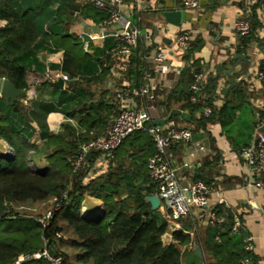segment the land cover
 Wrapping results in <instances>:
<instances>
[{
  "label": "trees",
  "instance_id": "16d2710c",
  "mask_svg": "<svg viewBox=\"0 0 264 264\" xmlns=\"http://www.w3.org/2000/svg\"><path fill=\"white\" fill-rule=\"evenodd\" d=\"M54 3V0L36 1L26 13L21 14L17 9L18 0H0V20L6 22L4 28L0 29V82L8 80L17 90L27 89L28 79L23 59L27 58L44 34L46 24L54 15L48 9ZM262 4L263 1H257L249 13L245 14L251 33L242 38L241 51L244 53L251 41L259 38L255 32L262 25L256 15ZM108 17L103 16L99 21H106ZM51 38L60 43L66 53L60 72L67 75L70 81L84 78L79 75L81 62L75 53L77 48L82 52V39L57 33H53ZM259 39V45L263 48L264 39ZM115 46L108 52L109 55L111 53L110 57H113L111 51ZM134 52L127 72L128 81L131 82L128 86L132 89L140 85L142 67L143 70L147 68L140 60V53L137 57ZM183 59L190 61L186 55ZM189 65L192 69L184 71L182 75L192 85L194 75L204 74V70L195 62ZM259 71L264 74V62H261ZM218 82L216 76L205 74L195 102L190 101L193 93L189 92L180 95L177 101L166 97L159 107L168 110L174 104H181L180 110L187 111L191 116L188 127L192 133L202 130L206 124L218 123L227 132L239 154L242 148L251 145L242 144L239 142V134L235 139L231 132L236 130V111L248 107L250 95L242 85L235 87L231 101L217 109L213 104ZM73 99L70 97L68 100ZM142 102L146 103L145 99ZM154 102L151 105L157 108L158 104ZM15 106L17 110L13 111V107L6 105L3 97H0V141L12 152L11 156H3L0 160V264H14L20 257L43 249L51 257L59 258L61 264H241L250 256L243 250L240 238L243 232L239 236L231 233L233 216L229 212L227 214L224 206L220 205L211 212L223 218L224 223L219 228L205 227L194 235L193 241L204 255L202 262L193 252L191 254L195 262L186 261L181 248L191 241L190 235L184 232L190 227L170 232L169 214L163 215L150 209L145 198L155 195L154 184L151 188L135 186L133 183L127 187L130 178L135 177L136 173L147 177L149 183L152 182L147 162L154 153V143L145 133L133 134L149 146L147 154L138 159L140 165L136 172H133L135 169L132 170L131 166L123 167L122 163L114 168L113 161L104 169L106 172H92L101 157L99 152H91V157H86L81 167L73 170V162L81 147L106 134L118 112L116 102L111 106L104 102L88 106L82 105L80 100L76 112L68 116L81 117L78 125L84 133L65 125L63 133L58 135L50 133L44 123L47 114L53 110L52 106L38 105L33 109H21L17 104ZM205 108L211 109L210 116L195 119V115ZM255 111L264 118V113ZM32 124L39 131L41 141L38 144L31 143L36 131ZM237 124L239 128L245 125L242 129L248 132L250 139L254 127L250 128V124L243 118ZM118 149L111 158L105 159H114ZM40 158L44 164L36 167V161ZM31 164L35 166V171ZM193 182H203L212 190L218 186L215 180L205 178L202 172L194 175ZM84 204L86 210H83ZM48 212L50 217L46 219ZM169 232L172 241L165 244L162 236ZM250 258L247 264H254V256ZM21 264L51 263L45 259H30Z\"/></svg>",
  "mask_w": 264,
  "mask_h": 264
},
{
  "label": "crops",
  "instance_id": "0c3cea01",
  "mask_svg": "<svg viewBox=\"0 0 264 264\" xmlns=\"http://www.w3.org/2000/svg\"><path fill=\"white\" fill-rule=\"evenodd\" d=\"M36 1L40 0H18L17 9L21 14H24ZM54 1L55 3L50 4L48 9V11L54 12L53 20L51 19L46 24L44 34L37 40L27 58L24 57L23 59L26 65L28 85L33 80L41 81L46 68L53 71L62 70L66 53L60 43L52 40L53 33L76 37L86 35L88 40L89 36L94 38L89 41L90 47L88 46L87 50L82 45V52H79L78 48L75 52L79 55L81 62L79 75L84 78L65 83L63 89L51 87L49 83L41 81L36 89V98L29 109H33L38 105L52 106L53 110L47 114L44 123L48 131L54 135L62 134L65 125H70L74 129H78L80 133H84L78 125L81 117L79 115H76L75 118L68 116L73 111L76 112L79 101L82 100V105L88 106H94L100 102L111 106L115 103V92L119 90L121 84H131L128 81L129 75L127 73L129 65L125 72L121 73V65L116 63L117 60L114 56L110 57L111 53L108 54L109 50L116 45V40L113 37L114 32L121 29L127 21L140 32V38L134 53L137 57L140 53V60L146 64L148 69L143 70L142 67L143 78L140 85L137 86L147 84L153 88L154 103L158 104L157 108H154L153 113H151L153 125L154 122L161 123L157 126L164 125L171 110H180L181 104L179 103L174 104L168 110L159 107V105L166 97L177 101L178 98L180 99V95H187L190 92L191 85L187 83L182 73L191 68L189 64L192 62H195L198 67L200 66L204 70V75L216 76L219 79L213 104L215 108L220 109L225 102L231 101L229 97H232V91L235 87L242 85L241 87L248 92V85L244 80L253 69L251 63L253 57L250 55L254 50L253 47L259 44V38L264 39V34L261 37L259 35V30L264 28V2L256 15L257 21L262 25L255 32L259 38L256 41H251L244 53L241 51L243 40L235 33L233 24L240 15L248 12L249 7L251 9L257 3L252 5L251 0H229L225 5H221L217 0H199L200 8L197 11H186L183 8L182 0H133L117 9L120 19L112 26H106L104 25L105 21H99L101 17L109 16L108 12H99L100 10L90 6L86 0ZM104 1L107 2L108 0ZM66 4L80 6L79 11L72 20H62ZM88 8L89 10L84 12ZM171 11L185 12V21L181 22L180 26L166 22L163 13ZM86 13L87 15H85ZM5 25L6 22L0 20V29L4 28ZM180 31L191 33L194 39L190 50L184 53L170 44ZM82 42H84L83 38ZM159 49L168 51L167 61L163 64L167 72L155 75L153 71L154 62L148 56L153 55ZM185 55L189 56V62L183 59ZM240 56H243L244 60L238 59ZM70 63L73 64V62ZM218 67H220V70H218ZM136 75H138L137 68ZM230 81H235L236 86L227 95H223L222 90L229 85ZM66 84L67 87L69 85L68 88ZM185 86L189 87L188 93L179 90ZM249 95L248 107L235 113L234 128L236 130L231 132V135L236 139L239 134V142L254 145V131H252V137L249 139L248 132L243 130L245 125L239 128L237 122L243 115V119L250 124V128L254 127L255 129L257 119L254 112L258 110V102L264 103V92L259 91L256 95L249 93ZM70 97L74 99L68 100ZM134 101L137 106L142 104V100L139 98H135ZM16 104L21 109H26L23 97ZM182 112L188 114L191 119L187 111ZM201 117L204 116L200 110L195 115V119ZM172 118H176L171 119L176 126L188 127V122L181 117ZM204 118L206 119V117ZM32 126L36 131L31 143L38 144L41 141L39 131L35 124H32ZM143 143L138 136L128 137L117 150L114 159L107 160L103 156L98 158L96 165L102 168L99 173L101 171L106 172L104 169L113 162L114 168L118 163H122L123 167L131 166L132 170L135 169L133 172H136L140 165L138 159L147 154L149 149V146ZM0 145L7 148V150L10 149L1 141ZM3 154H0V160L4 158ZM168 158L172 166L176 168L178 178L182 184L194 183L193 178L197 172H202L205 178H211L218 183V186L207 196L204 211L211 212L222 203L227 214L229 212L231 216L239 215L243 222V233L240 236L241 243L242 237L252 236L255 245L253 252L254 264H264V191L247 186L248 170L240 155L234 149V143L230 142L227 132L222 130L218 123L206 124L202 130L192 133V139L189 143H172L168 149ZM132 159H135V161L133 162ZM38 161L42 163L43 159L40 158ZM185 165L188 167H185ZM129 182L128 188L132 183L139 187H150L153 184L152 182L149 183L147 177L139 173H136V176H133L132 179L130 178ZM200 212V209L193 208L188 219L181 222H171L170 224L175 225V230L189 226L190 228L184 230V232L194 240L196 232L199 233L206 227L198 224L196 220L197 214ZM196 248H198L196 244L192 251H188L185 247L181 248V252L185 253L184 257L188 263L195 262L191 252L195 254ZM195 256L198 257L201 263L202 257L204 258L202 251H200L199 256L196 254Z\"/></svg>",
  "mask_w": 264,
  "mask_h": 264
},
{
  "label": "built area",
  "instance_id": "2783aa9c",
  "mask_svg": "<svg viewBox=\"0 0 264 264\" xmlns=\"http://www.w3.org/2000/svg\"><path fill=\"white\" fill-rule=\"evenodd\" d=\"M86 1L97 10L107 11L109 17L104 25L112 26L120 19L117 9L133 0H108L107 2L104 0ZM257 1L259 0H251V4L253 5ZM261 1L264 2V0ZM182 3L186 11H197L200 8L199 0H182ZM249 9L250 7L247 13H249ZM233 29L241 38L250 35L251 26L245 14L240 15L235 20ZM263 34L264 28H261L259 30L260 37ZM113 37L116 40V46L111 51L112 56L117 60L116 63L121 65L120 68L122 73L123 71L125 72L130 63V57L138 44L140 32L127 21L123 24L121 29L114 32ZM80 38L82 39V35H80ZM93 39V37L89 36V40L83 42L85 50L88 49L89 41ZM192 40L193 36L191 33L180 31L170 44L184 53L190 50ZM253 49L250 55L253 57V59L251 58L253 69L244 81L246 85H248V93L256 95L259 91L264 92V74L259 71L261 62H264V43L263 48L258 44L255 45ZM148 58L154 62L153 71L155 75H161L162 72H167V69L163 65L168 58L167 50L159 49L153 55L148 56ZM204 78L205 75L202 73L194 75V82L190 86V92L193 93V96L190 98L191 102L196 101V93L200 92L199 87ZM60 80L63 81L64 84L70 81L67 75L48 68L44 70L41 77V81L44 83H56ZM41 81L33 80L28 85L27 89L24 90L23 102L26 109L30 108L31 103L36 98V89ZM152 92L153 88L147 84L132 89L128 85L122 83L114 96L118 109L117 115L113 118L110 127L103 137L93 140L81 147L79 154L73 162V170L76 171L81 167L88 153L99 152L101 157L111 158L113 152L118 149L128 137L135 133H145L151 137L154 143V153L147 162L148 175L154 184L155 196L159 199L165 212L169 214L170 222L175 223L188 219L192 209L197 208L201 210L196 217L198 224L206 227L219 228L224 223L223 218L216 216L212 212L204 211V208H206V198L212 191L211 187L203 182H194L183 187L178 178L176 168L172 166L168 158V149L171 144L178 142L189 143L192 139V130L189 127L176 126L172 120L166 121L162 126L153 125L150 114L151 110H154V107L151 105V102L154 100V94ZM135 98H139L142 101L145 99L146 103L142 102L140 106H137L134 101ZM257 111L264 113V103L258 102ZM210 114V108L203 109L204 117L207 118ZM255 116L257 125L254 131V141H256L257 144L242 148L239 155L248 170L247 186L259 191H264V133L262 132L264 128V118H261L259 113H255ZM185 167L188 166L185 165ZM49 217L50 212L46 214V219ZM242 230L243 222L241 218L239 215H234L232 218L231 233L239 235ZM242 245L243 250L250 256L248 259L243 260L241 264H247L254 252V238L250 235L244 236L242 238ZM194 248L195 243L193 239H191L190 243L185 246V249L192 251ZM30 259H45L51 264H61V260L51 257L46 249L31 255L22 256L14 264H21Z\"/></svg>",
  "mask_w": 264,
  "mask_h": 264
},
{
  "label": "water",
  "instance_id": "95a60500",
  "mask_svg": "<svg viewBox=\"0 0 264 264\" xmlns=\"http://www.w3.org/2000/svg\"><path fill=\"white\" fill-rule=\"evenodd\" d=\"M221 5H225L229 0H217ZM66 10L63 11V16H62V20L67 19V20H72V18L74 17V15L79 11L80 6L76 5V4H66L65 5ZM163 17L165 18L166 22L173 24L175 26H180L181 22L185 21V12L183 11H171V12H164L163 13ZM84 42L88 41V36L83 35L82 36ZM238 59L244 60L243 56L238 57ZM218 70H220V67H218ZM230 75V73H228ZM51 87L54 88H59V89H63L64 87V83L63 81H57L56 83H49ZM236 86V82L235 81H230L229 85L222 90V94L223 95H227L228 92L233 89ZM179 90L183 91L184 93H188L189 91V87L185 86L183 88H180ZM24 91L23 90H17L8 80H3L1 82L0 85V95L1 97H3L6 105H9L11 107H13V110L16 111L17 107L15 106L16 103L18 102V100L24 96ZM196 96L199 97V92L196 93ZM231 99V97H229V100ZM201 113H203V110H201ZM172 117H181L182 119H184L186 122L190 121V117L188 114L180 111V110H176L173 109L170 111L169 115L167 116V121L170 120ZM161 123H156L154 122V125H160ZM206 142V141H205ZM257 144V142L255 141V145ZM87 159H89L91 157V153H88L86 155ZM183 187H186L187 185L184 183L182 184ZM145 202L148 203L150 205V209L152 211H159L160 213H162L163 215L166 214L165 210L163 209V207L161 206V203L159 201V199L157 198V196L152 195V196H148L145 198ZM175 225L172 224L170 226V232L174 231ZM166 233L162 236V241L165 244H169L172 241V236L171 233ZM195 254L197 256H199L200 251L199 248L195 249Z\"/></svg>",
  "mask_w": 264,
  "mask_h": 264
},
{
  "label": "rangeland",
  "instance_id": "374dc122",
  "mask_svg": "<svg viewBox=\"0 0 264 264\" xmlns=\"http://www.w3.org/2000/svg\"><path fill=\"white\" fill-rule=\"evenodd\" d=\"M79 51H81L80 50V48H79ZM151 113H153V110H151V112H150V114ZM243 114V113H242ZM244 116L242 115V118H243ZM252 130V129H251ZM2 142V141H1ZM9 148V147H8ZM6 150H7V148H4V146H2V145H0V154L1 153H4L3 155H4V157H9V156H11L12 155V152H11V150L10 149H8L7 150V152H6ZM3 151H5V152H3ZM42 164H44L43 162L42 163H40V161H36V167H38L39 165H42ZM31 166V168H32V170H34L35 171V166L33 165V164H31L30 165ZM102 168H99L98 167V165H96L95 167H94V169L92 168V172H97V171H100ZM97 170V171H96ZM24 209V208H23ZM83 210H86V208H85V204L83 205Z\"/></svg>",
  "mask_w": 264,
  "mask_h": 264
}]
</instances>
